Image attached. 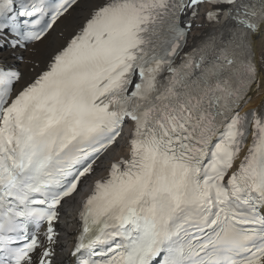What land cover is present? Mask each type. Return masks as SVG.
Returning <instances> with one entry per match:
<instances>
[{
  "label": "snow or ice",
  "instance_id": "snow-or-ice-1",
  "mask_svg": "<svg viewBox=\"0 0 264 264\" xmlns=\"http://www.w3.org/2000/svg\"><path fill=\"white\" fill-rule=\"evenodd\" d=\"M0 264H264V0H0Z\"/></svg>",
  "mask_w": 264,
  "mask_h": 264
},
{
  "label": "bare ground",
  "instance_id": "bare-ground-1",
  "mask_svg": "<svg viewBox=\"0 0 264 264\" xmlns=\"http://www.w3.org/2000/svg\"><path fill=\"white\" fill-rule=\"evenodd\" d=\"M198 23H199V22H198ZM207 28H208V26L205 25V26L202 27L201 29L194 31V32L190 35V38H191L192 40H193V37H195L196 39H198V38L202 35V33L206 31ZM19 67L22 68V71L25 70L23 64H20Z\"/></svg>",
  "mask_w": 264,
  "mask_h": 264
}]
</instances>
